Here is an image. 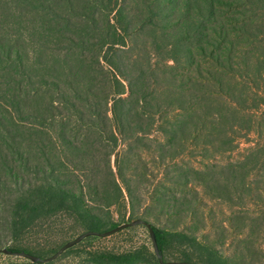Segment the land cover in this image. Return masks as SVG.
<instances>
[{
  "label": "trees",
  "instance_id": "trees-1",
  "mask_svg": "<svg viewBox=\"0 0 264 264\" xmlns=\"http://www.w3.org/2000/svg\"><path fill=\"white\" fill-rule=\"evenodd\" d=\"M239 14L228 28L215 0H0V246L46 257L56 245L28 243L44 227L70 221L74 233L114 228L120 223L109 208L125 205V192L127 220L140 216L151 225L164 261L229 264L194 232L151 222L155 205L172 207L174 215L194 206L185 195H168V188L141 198L138 184L148 173H134L142 161L128 157L127 149L133 136L136 143L147 137L156 117L171 122L162 131L174 157L194 146L209 124L222 136L239 128L240 95L230 91V82L264 94L256 88L264 84V59L252 62L247 47L260 24L250 30L249 17ZM129 129L137 135L125 134ZM189 173L207 191L228 188L217 182V172L188 166L168 181L191 188ZM258 225L249 227L251 236ZM242 248L234 253L241 255ZM85 260L160 264L143 244L90 250Z\"/></svg>",
  "mask_w": 264,
  "mask_h": 264
},
{
  "label": "rangeland",
  "instance_id": "rangeland-1",
  "mask_svg": "<svg viewBox=\"0 0 264 264\" xmlns=\"http://www.w3.org/2000/svg\"><path fill=\"white\" fill-rule=\"evenodd\" d=\"M215 10L221 22L228 28L233 23V17L243 15L239 14V11L245 13L251 20L252 24H249L248 28L259 23L257 39L247 47L250 49L252 62L258 56L264 59V3L258 2L249 6V4H238L236 0H215ZM253 82L252 86L255 87ZM230 83L232 85L230 91L240 95L238 104L241 112L238 115L240 122H238L239 128H235L234 132L231 133L230 130L228 135L222 136L209 124L203 128L202 133L205 134H200L199 140H193L194 146H187L186 152L174 157L170 144L165 140L166 133L162 131L163 128L170 126L171 122L156 117L151 130H146L147 133L143 135L147 137H138L139 143L134 141L136 139L133 135L137 133L133 129L125 131L129 137L133 136L127 153L134 161L140 158L139 160L142 161L140 164L146 169L145 171L144 167L139 165L137 168L140 169L135 170L134 173L142 174L141 170L148 173L147 180L138 184L139 193H143L144 196L141 198H154L157 192L165 193V188H168V195L169 191L180 198L185 195L183 197H186V202L194 206V210L184 206L182 208L185 209L184 211L174 215L170 213L172 207L168 209L166 206L155 205V208L150 210L151 222L161 228L179 227L194 232L198 238L211 243L228 257L229 264H264V94L248 91L245 84ZM256 88L262 92L264 84H257ZM236 120H238L237 116ZM225 128L227 129V126ZM102 139L103 137H99L98 142ZM123 147L124 145H120L119 149ZM186 166L202 171L208 170V173H214V176L217 172V182L228 188L222 190L221 186H218L216 190L213 186L207 191L198 181L199 176H194V173L188 174L192 178L191 188L174 185L168 181L173 177L171 176L173 171ZM232 166H235V172L231 170ZM101 177L105 181L104 173ZM136 183L137 179L133 181L134 185ZM231 183L237 185L233 191L229 188ZM123 200L125 205L122 204V207L109 208L112 219L120 224L129 222L125 192H123ZM177 207L179 208L180 205ZM254 223L259 225L256 235L251 236L248 230ZM74 231L72 222L60 221L53 229L44 227L34 236L31 235L28 243L46 249L56 245L57 250L61 244L80 234ZM251 240L254 243H251ZM141 244L154 252L147 227L135 225L113 236L78 242L71 249L64 250L53 260L42 264H88L85 260L87 251L95 249L119 251ZM237 248H242L241 255L234 253ZM53 253H48L46 257ZM166 261H171V257ZM9 263L30 264L25 257L0 253V264Z\"/></svg>",
  "mask_w": 264,
  "mask_h": 264
},
{
  "label": "water",
  "instance_id": "water-1",
  "mask_svg": "<svg viewBox=\"0 0 264 264\" xmlns=\"http://www.w3.org/2000/svg\"><path fill=\"white\" fill-rule=\"evenodd\" d=\"M135 225H144L147 227L148 229V233L152 242V247H153V251L154 254L156 255V257L158 258V261L160 264H193L187 261H175V260H171V261H164L161 257V254L159 252L156 240H155V236H154V232L153 229L151 227V225L149 223H147L144 219L142 218H136L132 221L129 222H125L122 223L114 228L105 230V231H93V230H87L84 232H81L80 234H78L76 237H74L73 239H70L68 241H66L64 244H62L52 255L48 256V257H40L38 255H34V254H30V253H26V252H12L6 248H0V253H4V254H13V255H18V256H22L25 257L27 259H29L32 262H41V263H45L48 261L53 260L54 258H56L59 254H61L64 250H66L69 247H72L73 245H75L76 243L80 242L83 238L90 236V235H97L99 237H106L109 236L123 228L126 227H131V226H135Z\"/></svg>",
  "mask_w": 264,
  "mask_h": 264
}]
</instances>
